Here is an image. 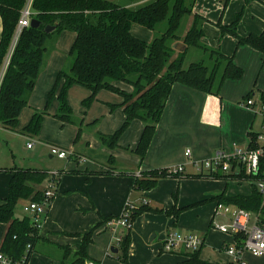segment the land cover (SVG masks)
I'll return each instance as SVG.
<instances>
[{
  "label": "trees",
  "instance_id": "16d2710c",
  "mask_svg": "<svg viewBox=\"0 0 264 264\" xmlns=\"http://www.w3.org/2000/svg\"><path fill=\"white\" fill-rule=\"evenodd\" d=\"M27 1L0 0L2 25L0 77L3 75L0 83V126L6 130L14 131L18 127L20 115L28 106V97L35 89L43 66L48 38L63 31L76 34L70 52L74 60L69 71L59 72L56 83L48 94L45 110L35 111L30 123L23 129L24 133L31 136H38L40 133L44 118L48 114V106L60 85L62 86L58 95L60 106L54 117L63 123L73 122L72 109L67 100L71 86L79 85L90 91V96L84 101L85 106L94 101L99 91L109 90L123 98V102L118 106L124 111L125 121L113 135L103 136V143L111 150L118 148L123 133L134 120H140L144 123V129L137 147L132 152L143 160L175 84L219 96L226 81L241 80L244 76L243 69L235 63L234 55L227 56L202 45L205 36L203 24L206 20L198 14H193L196 0H192L191 3L187 0H147L146 3L143 2L145 0H123V3L114 0H33V19H37L40 26L24 28L14 45L21 11ZM221 1L224 9L231 2ZM254 1L257 0H244V9L232 24L225 26L218 22L216 25L223 35L234 36L238 40V47L247 45L264 55V31L259 35L249 34L246 37L237 34V26L245 7ZM187 16H193V22L186 34L181 37L178 31ZM163 23H166L165 31L151 43L137 38L132 33L134 24L155 30ZM48 26L56 27L55 31L47 33L45 29ZM179 42L186 46L184 51L175 49L174 44ZM190 48L201 49L208 54L209 61L213 60L214 64L208 65L205 61L192 62L185 68L186 54ZM221 62L225 65L223 66ZM115 82L130 85L132 91L126 92L117 87ZM261 99L264 103V93ZM113 108L115 106H112ZM256 137L251 135L252 141ZM4 171L11 175V180L8 197L0 199V223L8 225L0 252L14 260H20L26 254L25 264H28L39 239V226L34 223L31 216L16 217V207L21 200L41 202L44 199V192L35 186L49 178L58 183L59 177L56 176H62L66 172L50 174L45 170L16 166ZM68 174L93 176L112 175L114 172L71 171ZM181 174L174 173L172 169L144 171L136 178L132 190L151 191L161 179L181 177L183 176ZM196 177L254 181L264 178V173L254 178L245 174L216 177L197 174ZM251 187L250 195L228 197L223 192L213 200L219 204L232 205L251 212L264 226V198L254 182H251ZM146 212L166 213L176 218H179L181 213L180 210L168 211L143 204L132 212L131 221L134 222ZM114 218L120 216L101 217V222L96 228ZM96 228L82 236L83 244L78 252L64 248L67 258L74 257L69 264H86L89 260L87 248L93 241ZM129 232L123 235L119 247L121 255L118 258L124 263H128L131 238ZM202 248L188 255V264H211L200 259Z\"/></svg>",
  "mask_w": 264,
  "mask_h": 264
},
{
  "label": "crops",
  "instance_id": "0c3cea01",
  "mask_svg": "<svg viewBox=\"0 0 264 264\" xmlns=\"http://www.w3.org/2000/svg\"><path fill=\"white\" fill-rule=\"evenodd\" d=\"M196 1L193 14H198L206 20L203 24L205 32V36L201 42L203 45L206 42V33L209 30H215L216 33L220 31L216 27V24L212 22L216 17L206 16V13L196 5ZM209 1L213 2V8L215 10L218 12L221 10L223 6L221 0H219L220 5L217 0ZM257 1L250 3L247 7H251ZM231 2L235 8L245 3L244 0H231ZM189 18L188 30L193 22V16H189ZM229 21L227 20L226 22L228 23ZM135 28L137 27H132V33L137 38H141L140 29ZM263 31L264 17L257 19L253 17L251 23L250 21L248 22L247 30L245 29L246 34L259 35ZM74 36L76 37V34ZM180 44L183 43L179 42L174 46L177 47ZM232 45L230 43L229 47ZM220 47H222L221 44ZM243 48L238 52L237 58L235 57L237 59L235 63L241 67H243L242 61L247 55L250 57V60H253V63L258 62L259 55L262 59L264 58V55L260 52L258 53L247 47ZM197 50L201 51V49ZM223 52L227 56L231 55L230 49H223ZM206 55L208 54L206 53ZM59 69H61L60 65L56 66L50 74L43 73L40 75L34 89L35 91L28 97L31 111L24 113V109L20 115L19 123L20 121L26 123L31 121L30 119H32L35 113L34 110L45 107L46 95L53 87L54 77ZM251 79L252 76H250ZM250 80H247L246 83L234 82L233 80L226 81L219 96L205 94L182 84H175L157 126L153 141L143 160L132 153L137 147L144 129V123L140 120H134L131 123L126 132V138L121 140L120 149L111 150L108 148V150H105L111 155H116L121 160L125 159L126 162L121 160L116 161L112 156L109 159L104 158L103 160L97 157H91V161L95 164H92L94 165V171L90 172H99L102 170V167L112 165L111 168L109 167V170L114 172L112 175L87 176L86 174H68L71 171L82 172L79 168L70 165V163L63 168L60 167L54 170L45 169L50 174L61 171H65L66 173L62 176H56L57 178L59 177V182H55V197L49 209L48 216L39 228V239L28 264L71 263L74 257L70 256L67 258L64 248H69L72 252H78L83 244L82 236L90 233L92 229L94 230L101 222V217L120 216L128 203H133L137 206L147 203L149 206L153 205V208H159L161 201L159 194L167 182L165 180L166 178L161 179L151 191H133L132 187L138 174L141 172L154 169H173L182 166L184 171L181 175L183 176L179 178L180 182L178 184V190L181 193L179 206L195 204L198 200L206 196L215 195L217 197L220 195L222 189L218 187L213 190H207L202 196L197 198V177L195 178V176L198 172L195 164L213 157L217 151L233 152L237 147H247L250 145L251 135H257L264 130L262 114L260 111L259 113L253 112L257 108V103L254 101L255 104L252 107L244 105L245 100L243 98L252 83ZM115 85L128 93L132 91V87L128 84L115 82ZM101 99L103 103L108 105L110 111L114 113L113 130L109 132L112 133L115 129L121 127L125 121L124 111L118 106L123 102V98L118 95L113 98L102 97ZM112 106L117 107L112 109ZM49 117H45V122H48ZM26 123H23V126ZM30 149L32 150L33 147ZM125 149L131 150L127 151L131 153H125ZM188 151L190 154H187ZM70 152L73 155L69 157V161L74 160L75 154L77 158L75 160H77L78 164L79 162L86 164L90 162V158L85 153L76 150H71ZM50 158H54L52 154ZM5 169L0 166V199H5L9 194L11 175L5 172ZM86 171H89V169ZM226 182L229 185V181L226 180ZM52 184L53 181L49 178L35 187L44 192ZM235 193L238 192H230L227 195H229L228 197L237 195ZM244 194H246L244 196H247V193ZM29 202L27 201V203ZM170 204L171 202H167L166 205L169 206ZM62 212L65 213V226H61L58 223V218ZM26 216L32 215H27L26 213L20 216L16 215L18 218ZM71 219H76L75 223ZM138 220H143L144 224L139 223L138 225ZM161 220L166 221V224L173 222V219H167L164 216L145 213L135 220L134 225L130 229L125 228L123 230L124 228H118L114 231L106 223L100 225L96 228L93 241L87 248L89 260L86 261V264H160L161 261L164 262L163 264H188V255L194 252H188L183 249L180 251L188 253L170 252L183 255L184 258L176 257L177 259L166 261V259H159L164 253L162 249L160 250L149 246V242L155 241V238L159 236L162 240L164 238L166 239L167 235L165 236V231L157 223ZM7 229L8 225L0 223V248ZM126 231H130L131 237L128 249V263H124L118 258L121 255V251L119 248L120 244L117 242V237L126 235ZM151 236L154 237L149 241ZM116 250L118 253L113 252ZM223 250L225 251V248ZM200 259L204 261L202 256H200ZM230 260L229 257L226 264H229ZM246 262L248 264L247 260ZM213 263L217 264L218 262Z\"/></svg>",
  "mask_w": 264,
  "mask_h": 264
},
{
  "label": "rangeland",
  "instance_id": "374dc122",
  "mask_svg": "<svg viewBox=\"0 0 264 264\" xmlns=\"http://www.w3.org/2000/svg\"><path fill=\"white\" fill-rule=\"evenodd\" d=\"M116 2H124L123 0H114ZM218 3L220 2L217 0ZM144 3L147 0L143 1ZM143 2H140L141 4ZM188 3H191L192 0H187ZM196 5L200 10L206 13V16L209 15L211 17H216L215 20H212L215 24L221 22L222 25H230L233 23L237 15L244 9L245 4H241L238 8L233 6L232 2L228 4L226 9L221 7L219 12L213 8V2L209 0H197ZM220 5V3H219ZM195 6V4H194ZM194 8V7H193ZM246 6L243 16L237 26V34L240 37H246L251 33L245 32L247 30L248 22L252 21V18H263L264 17V0H258L257 3L253 4L251 7ZM205 16V15H204ZM205 16V17H206ZM227 20H230L228 23ZM260 20V19H258ZM190 18L187 16L183 19L182 25L178 31L179 36H183L188 30ZM135 29H140V36L142 40L151 43L157 36L162 34L166 29V23L159 25L155 30H149L143 26L138 24H134ZM217 28H219L216 25ZM216 29V28H215ZM217 33L215 30H209L206 35V42L203 43L205 47L209 50L220 51L223 52V49L231 50V55H235L237 58V54L240 50L244 49L243 47L250 48L254 51V48L243 45L238 47V40L230 35V34H222L220 28ZM2 33V26L0 27V38ZM75 34L71 31H63L58 34H54L50 38H48L46 47L47 52L44 57L43 66L41 69L40 75L43 73L50 74L53 72L56 66L60 65V68L55 74V79L53 83V87L56 83L57 76L60 71H69L74 58L70 55L71 48L73 46V42L75 39ZM230 43L233 45L231 47ZM220 44L222 47H220ZM175 45V44H174ZM259 53V51H257ZM226 54V53H225ZM198 60V61H197ZM214 60H217L214 58ZM205 61L208 65H213L214 61H209L208 55L202 52V50H197L196 48H190L186 55V59L184 62V67L189 66L191 62H200ZM218 61V60H217ZM237 62V59H235ZM220 63V62H219ZM223 66L224 62H221ZM243 67L239 66L244 71V76L241 80H233L234 82H243L246 83L247 80H250V76H252L251 85L247 89V93L243 100H247L249 97L257 103V108L253 110V112L259 113L262 105L261 95L264 93V58L259 55L258 62L253 63V60H250V57L247 55L246 58L242 61ZM222 66V67H223ZM255 76V77H254ZM38 78V79H39ZM232 81V80H231ZM36 87V86H35ZM51 88V90L53 89ZM50 90V91H51ZM62 90V86L60 85L56 91V95L50 105L48 106V114L46 116H50L48 122H43L42 128L38 136H31L23 132V129L28 126L30 121L19 123L18 128L14 131L6 130L1 128L0 126V166L2 168L10 169L12 167L19 168H36L40 170L50 169L54 170L56 168H63L70 163L75 168H79L82 172L89 169V171H94V162L91 161V157H97L99 159L107 158L109 159L112 156L116 161L121 160L116 155H111L107 153L105 150H108V147L103 143L102 137L113 135L116 131H118L121 127L115 129L112 133H109L113 130L114 126V113H112L106 105L101 100L104 98H113L114 96H118V94L109 91V90H101L98 92L94 101L89 105L85 106L84 101L90 96L89 91L79 85H73L69 89L67 93V100L72 109V123H63L60 120L56 119L54 115L58 113L59 110V100L58 95ZM35 91V90H33ZM49 91V92H50ZM33 93V92H32ZM31 93V94H32ZM48 94L46 95L48 99ZM255 94V95H253ZM249 96V97H248ZM47 99L45 102V106L47 104ZM243 103V102H242ZM117 106H115L116 108ZM114 108V109H115ZM43 109H35L34 111H43ZM27 111H31V107L28 101V106L25 108L24 113ZM45 116V117H46ZM45 119V118H44ZM31 120V119H30ZM23 123H26L23 126ZM128 130V129H127ZM123 133L121 138L119 139V147L114 150H118L121 148V140L126 138V132ZM31 143L33 149L27 148V143ZM53 147H57L60 149L66 150L69 154L71 150H76L81 153H85L88 158H90L89 163L79 162L77 163L76 155L74 154V160L69 161L68 159H59L57 156L54 158H50L51 150ZM248 147V146H247ZM244 147V148H247ZM124 151V150H122ZM131 151L129 149H125V153L130 154ZM133 153V152H132ZM107 156V157H106ZM82 158V157H81ZM121 161L126 162L125 159ZM34 164V165H33ZM37 165V166H36ZM112 165L108 167H102V171L105 170L109 172ZM117 167V165H116ZM142 172L138 174L141 176ZM180 177H168L165 180L167 181L165 186L160 191L159 197L161 201L159 203L158 209H164L168 211L180 210L181 213L179 218H176L174 215L170 216L166 213L160 212H146L153 214L155 216H164L167 219H173V222L170 224H166V221L161 220L157 222L159 226H162L165 231V236L169 234H193L199 235L204 239V246L201 250V255L205 262L214 264L213 262H218L217 264H226L228 261V255L223 250L227 245H236L235 238L233 233L225 234L223 233L219 227L223 225H230L231 221L227 216L220 214L217 212L218 203L213 200L215 195L206 196L203 199H200L195 204L187 205V206H179V197L181 193L178 190V184L180 182ZM233 181V182H232ZM229 181V185L226 180L221 178H200L197 177V198L202 196L204 192L207 190H213L216 188H221V193L225 192H238L235 193L246 195L244 193L250 194L252 187L251 183L248 181H238L232 180ZM175 188L174 190H172ZM229 196V195H227ZM230 196V197H234ZM29 201V200H27ZM27 201L22 200L18 203L16 207V215L20 216L24 213V205L28 204ZM167 202H171L169 206H167ZM138 205L137 207H140ZM153 205H150L152 207ZM153 208V207H152ZM78 210V208H77ZM80 212V211H78ZM123 212H121L122 215ZM145 214V213H144ZM120 215V216H121ZM182 216V218H181ZM58 223L61 226H65V213L62 214L58 218ZM141 219V218H140ZM76 219H71L72 222L75 223ZM135 221L132 222L131 225H134ZM138 225L144 224L143 220L137 221ZM124 228V227H123ZM121 229V228H120ZM93 230V229H92ZM91 230V231H92ZM125 230V228L123 229ZM124 232V231H123ZM127 232V231H126ZM153 235V234H152ZM166 236V237H167ZM154 237V236H153ZM152 236L149 241L152 240ZM165 239V238H164ZM163 239V240H164ZM163 240L160 238H155V241L149 242V246L153 248L162 249ZM182 250V249H180ZM177 250L176 253H188L185 251ZM180 251V252H179ZM245 259L248 261V264H264V256L263 257H254L249 253H245ZM159 259L173 260L179 258H184L183 255L166 253L164 252ZM164 262L161 261L160 264Z\"/></svg>",
  "mask_w": 264,
  "mask_h": 264
},
{
  "label": "built area",
  "instance_id": "2783aa9c",
  "mask_svg": "<svg viewBox=\"0 0 264 264\" xmlns=\"http://www.w3.org/2000/svg\"><path fill=\"white\" fill-rule=\"evenodd\" d=\"M33 0H28L24 9L21 11V17L18 22L17 31L14 39V45L18 40V37L24 28L31 26L33 20L32 11ZM8 63V60H7ZM2 76L0 77V83ZM255 102L252 99H247L244 105L252 107ZM260 113L263 116V129H264V103L261 105ZM256 139L250 140V145L247 148L237 147L233 152L217 151L216 154L203 161L197 162L198 174L204 176L216 177L219 175H241L245 174L249 177H258L261 173H264V130L256 135ZM253 143V146H252ZM27 147L32 148V144L28 143ZM52 156H57L59 159H68L72 154H69L66 150L53 147L51 150ZM187 154H190L188 151ZM174 173H182L184 168L175 167L172 169ZM246 181V180H238ZM259 191L264 198V178H258L254 181ZM55 182L44 191V199L41 202H29L24 207V212L27 215H32L34 223L41 226L42 222L48 215L49 209L52 204V200L55 197ZM147 204V203H144ZM137 208V205L128 203L120 216V218H114L107 222V225L114 231L118 228H131V214ZM217 212L227 216L231 224L223 225L219 229L225 234L233 233L236 245H227L225 252L230 257L229 264H247L244 255L249 253L254 257L264 256V226L259 222L251 212L239 207H234L227 204H219ZM123 236L117 237L118 244L121 243ZM204 245V239L199 235L193 234H169L163 245L162 251L166 253L174 252L180 249L196 252ZM29 249L27 247L26 253ZM26 254L20 260H14L11 257L0 252V264H25Z\"/></svg>",
  "mask_w": 264,
  "mask_h": 264
},
{
  "label": "water",
  "instance_id": "95a60500",
  "mask_svg": "<svg viewBox=\"0 0 264 264\" xmlns=\"http://www.w3.org/2000/svg\"><path fill=\"white\" fill-rule=\"evenodd\" d=\"M40 26V22L37 20V19H33L32 22H31V27L33 28H38ZM56 27H51V26H48L46 27L45 31L47 33H51L53 31H55ZM175 49L177 50H180V51H184L186 49V46L183 45V44H180L179 46L175 47ZM114 253H118V251H113Z\"/></svg>",
  "mask_w": 264,
  "mask_h": 264
}]
</instances>
